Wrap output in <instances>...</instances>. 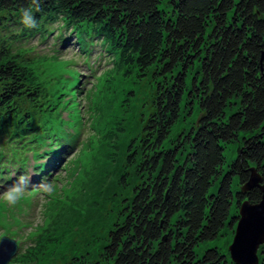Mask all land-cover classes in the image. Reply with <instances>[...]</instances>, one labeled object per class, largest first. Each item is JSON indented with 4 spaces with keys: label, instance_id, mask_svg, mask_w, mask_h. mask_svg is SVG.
<instances>
[{
    "label": "trees",
    "instance_id": "obj_1",
    "mask_svg": "<svg viewBox=\"0 0 264 264\" xmlns=\"http://www.w3.org/2000/svg\"><path fill=\"white\" fill-rule=\"evenodd\" d=\"M22 10L31 11L33 26L21 22ZM56 21L68 37L61 32L54 45L72 35L79 49L94 40L114 66L160 77L141 136L127 150L140 181L93 264H233L225 248L212 245L200 255L194 249L231 231L242 201L260 199L257 187L241 186L250 168L264 181V0H0L6 183L7 167L26 171L27 152L53 160L67 143L77 144V132L62 128L58 111L60 97L76 91L69 88L74 82L64 85L60 74L45 79L41 64L25 57L30 47L18 41L35 34L44 40ZM195 106V123L168 138L181 111L191 114ZM230 142L235 157L224 167ZM48 162L33 166L45 171ZM259 248L264 264V243ZM26 259L7 264H30Z\"/></svg>",
    "mask_w": 264,
    "mask_h": 264
},
{
    "label": "rangeland",
    "instance_id": "obj_2",
    "mask_svg": "<svg viewBox=\"0 0 264 264\" xmlns=\"http://www.w3.org/2000/svg\"><path fill=\"white\" fill-rule=\"evenodd\" d=\"M159 8L164 5L159 4ZM49 25L53 30L44 40L35 34L18 41L30 47L25 57L41 64L37 72L41 71L45 79L52 81L60 74L62 82H74L70 92L77 84L78 93L64 94L69 103L58 107L62 128L70 133L78 130L77 144L70 147L67 143V150L59 151V163H49L41 178L31 167L30 152L26 153L25 172L7 167L3 172L7 183L0 178V236L17 242L11 259L25 255V262L30 264H93L100 260L98 253L108 230L121 221L120 210L140 181L134 165L126 160L127 150L134 148L141 136L160 77L151 70L141 75L137 69L125 72L114 66L94 40L82 43L80 50L74 35L63 45H54L61 32L64 37L68 32L56 27L59 21ZM56 94L52 91L54 100ZM197 114L196 106L191 114L182 110L168 138L186 131ZM235 149V142L224 146V167L235 157ZM35 180L42 182L35 184ZM17 184L25 187L24 195L15 202L4 199V193ZM235 226L220 238L199 243L195 252L200 255L213 245L225 248L229 257ZM259 252L260 248L256 250V264Z\"/></svg>",
    "mask_w": 264,
    "mask_h": 264
},
{
    "label": "water",
    "instance_id": "obj_3",
    "mask_svg": "<svg viewBox=\"0 0 264 264\" xmlns=\"http://www.w3.org/2000/svg\"><path fill=\"white\" fill-rule=\"evenodd\" d=\"M257 187L260 199L256 203L244 200L240 203L232 241L228 246L230 260L234 264H256V250L264 242V181L253 168L241 191ZM16 250L13 239L0 237V264H5Z\"/></svg>",
    "mask_w": 264,
    "mask_h": 264
},
{
    "label": "clouds",
    "instance_id": "obj_4",
    "mask_svg": "<svg viewBox=\"0 0 264 264\" xmlns=\"http://www.w3.org/2000/svg\"><path fill=\"white\" fill-rule=\"evenodd\" d=\"M23 14L21 16V22L25 24V26L31 27L33 26L32 16L30 10H22ZM25 193V187L23 184H17L12 186L6 193H4V199L15 202L17 199L21 198Z\"/></svg>",
    "mask_w": 264,
    "mask_h": 264
}]
</instances>
